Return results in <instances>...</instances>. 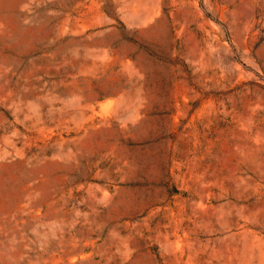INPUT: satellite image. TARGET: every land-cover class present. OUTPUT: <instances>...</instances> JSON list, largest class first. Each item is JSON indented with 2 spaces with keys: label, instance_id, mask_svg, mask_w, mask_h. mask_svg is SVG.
<instances>
[{
  "label": "rangeland",
  "instance_id": "rangeland-1",
  "mask_svg": "<svg viewBox=\"0 0 264 264\" xmlns=\"http://www.w3.org/2000/svg\"><path fill=\"white\" fill-rule=\"evenodd\" d=\"M0 264H264V0H0Z\"/></svg>",
  "mask_w": 264,
  "mask_h": 264
}]
</instances>
